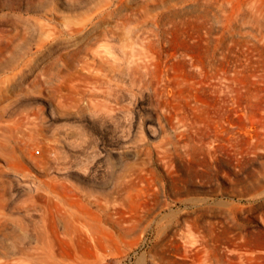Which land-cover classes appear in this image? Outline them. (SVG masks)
<instances>
[{
	"label": "rangeland",
	"instance_id": "1",
	"mask_svg": "<svg viewBox=\"0 0 264 264\" xmlns=\"http://www.w3.org/2000/svg\"><path fill=\"white\" fill-rule=\"evenodd\" d=\"M193 262L264 264V0H0V264Z\"/></svg>",
	"mask_w": 264,
	"mask_h": 264
},
{
	"label": "bare ground",
	"instance_id": "2",
	"mask_svg": "<svg viewBox=\"0 0 264 264\" xmlns=\"http://www.w3.org/2000/svg\"><path fill=\"white\" fill-rule=\"evenodd\" d=\"M164 156V155H163ZM194 240V239H192ZM201 245L205 246L204 242H200ZM186 252H194L195 256H199V259H201L202 257H204L203 255L201 256L200 254L202 253V250L201 248H197L196 249H189V250H186ZM193 264H197L196 262H193Z\"/></svg>",
	"mask_w": 264,
	"mask_h": 264
},
{
	"label": "built area",
	"instance_id": "3",
	"mask_svg": "<svg viewBox=\"0 0 264 264\" xmlns=\"http://www.w3.org/2000/svg\"><path fill=\"white\" fill-rule=\"evenodd\" d=\"M36 154H39V151L38 150L36 151Z\"/></svg>",
	"mask_w": 264,
	"mask_h": 264
}]
</instances>
